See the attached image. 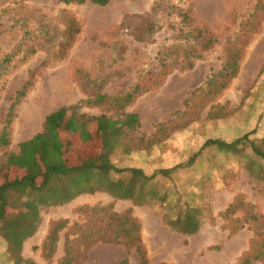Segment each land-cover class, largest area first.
I'll list each match as a JSON object with an SVG mask.
<instances>
[{
  "label": "rangeland",
  "instance_id": "obj_1",
  "mask_svg": "<svg viewBox=\"0 0 264 264\" xmlns=\"http://www.w3.org/2000/svg\"><path fill=\"white\" fill-rule=\"evenodd\" d=\"M154 3L150 11L135 13L124 12L129 0H111L107 6L0 0V59L14 53L0 76V127L16 92L30 83L14 109L10 144L0 149V183L30 172L39 184L52 162L70 166L109 158L118 168L138 167L147 176L172 169L167 178L158 175L147 187L166 192L168 203L136 205L132 199L113 197L93 180V192L61 203L70 191L65 186L56 192L57 184H51V194H12L5 210L0 207V226L13 228L25 220L34 234L38 227L65 220L58 234L67 241L73 264H105V250L112 264H140L133 249L97 242L112 238L118 228L116 222L106 224L109 214L130 209L140 227L146 264H239L245 257L249 264H264V0L251 2L244 13L237 10L242 6H234L227 22L210 28L213 44L206 34L197 40L192 34L191 0ZM259 29L261 63L241 70L245 48L258 46ZM68 35L74 36L69 46ZM206 44L210 48L200 59L185 58ZM189 62L193 68L179 70ZM227 63L236 64L231 79L219 75ZM211 78L216 83L209 87ZM136 85L142 93L128 103L127 94ZM57 90L64 99L54 97ZM98 93L108 97L100 106L92 103ZM41 101L47 104L39 107ZM61 107L76 110L67 111L60 127H47L24 156L20 144L41 134L45 117ZM121 109L138 114L139 129L128 139L119 131L115 139L121 145L111 152L117 143L111 139V146L106 144L94 117L116 120ZM208 139L240 141L232 150L201 149ZM186 207L195 208L201 222L190 235L167 225ZM31 236L22 243L25 255L35 257V264H60L65 243L60 258L53 257L55 252L47 258ZM5 246L0 239V264H15Z\"/></svg>",
  "mask_w": 264,
  "mask_h": 264
},
{
  "label": "trees",
  "instance_id": "obj_2",
  "mask_svg": "<svg viewBox=\"0 0 264 264\" xmlns=\"http://www.w3.org/2000/svg\"><path fill=\"white\" fill-rule=\"evenodd\" d=\"M57 1L65 4L68 3L82 4L88 1L97 6H106L110 0H57ZM154 6L155 3L153 4L152 8H154ZM187 12H188V8H186L185 11H183V14H181V17L183 19H186ZM190 21H191L190 22L191 29L192 28L196 29V31H192L195 40H197L200 36H203V34H206L209 37L211 43L212 44L214 43L215 38L210 33L211 29L208 26H196L194 24V20L192 17ZM70 36L71 35L66 36L65 43L67 46H69L74 40V36L72 37ZM203 48H201L198 52L196 49H192L191 53L188 52L185 54L186 55L185 58L195 59V60L200 59L202 57L203 51L209 49L210 45L206 44ZM13 56L14 53H10L1 57L0 76L6 71L7 66L12 60ZM193 67H194V63L189 62L187 65L179 67V70L184 71L186 69H191ZM162 69L163 70L161 71L167 73V70L165 68ZM235 73H236V64L233 63L231 65L230 64L228 65L227 63L222 68L221 72H219V75L224 78L229 77V79H231L234 77ZM213 79L214 78H211V80L208 81L207 85L209 87L213 86L214 83H216ZM29 84H30L29 82L23 84L20 90L16 92L15 99L10 104L4 123L0 127V149L2 150L7 149V147L10 144L11 124H12V118L14 116V109L17 101H19V99L24 96L27 86ZM141 93L142 90H140L139 85L133 87L131 91L127 94L128 97L130 98L128 103L130 102L133 96L136 97ZM106 99H108L106 95L98 93L95 95V100H93L92 103L100 106V102ZM111 102L116 103V99L115 100L112 99ZM74 107L77 109L78 106H74ZM74 107H61L55 110L54 112L48 114L43 122V125L45 127L44 131L41 134L34 136L30 140L20 144L21 152L24 154V156H25V151L29 147H31L34 144H39V142L42 140V137H44V135L46 134V130L48 129L47 127L50 126L60 127L64 123L67 111L69 109H75ZM118 117L119 119L116 120H112L106 117L105 115L94 117V120L96 122V130L98 134L106 142V144H108V146H111L110 144L111 139H114L115 143H117L110 148L111 152H113L114 149H116L121 145V141L115 139L119 137L120 135L119 131H121V133L123 131L121 135L124 136L123 138L128 139L130 135L136 133L139 129L138 126L139 118L137 114L132 112H126L125 110L121 109L118 114ZM239 141L240 139H237L235 141L227 143L219 139H214V140L208 139L203 143L201 149L207 146H215L219 150H229V149L232 150L238 144ZM30 149L31 148L27 150L28 155ZM108 155H110L109 152ZM197 155L198 152L187 160V164L188 165L193 164ZM31 157H33V154L31 155ZM53 160H55V158H53ZM171 171L172 169H159L156 172L152 173L150 176H147L143 172V170L138 167L118 168L113 164V162H111L109 158H107V160L103 162L81 161L75 165H70V166H63L61 163L52 162L49 165H47L45 170L43 171L42 179L39 184L36 183L35 175L30 172H27L18 179L1 182L0 207L1 209L5 210V208L8 206V201L12 194L22 195L28 190L36 191V192L47 191L51 194L54 191V188L51 187L53 185L51 184L54 185L57 184L55 186L56 192L61 191L62 189L65 188V186H66L65 190L70 191L69 192L70 196H68V198L66 199L62 198L61 200H59V202L64 203L70 198L80 193L86 191L93 192L95 187L90 185L92 182L91 180H93L95 183H99L102 186L103 190L108 192L113 197L119 199H132L136 205H149L153 200H158L161 201L162 203L166 201L168 203L167 200L168 194H166V192L165 193L162 192L161 194H158L152 188L147 189V187L148 184L156 178V176L159 175L161 177L167 178ZM116 173L127 174V177L114 178L113 176ZM53 176L56 177L54 178ZM54 180H56V183L54 182ZM57 180H59V183H57ZM64 181L66 182V184L60 185V182L63 183ZM130 214H131L130 209H127L123 213H115V212L110 213L106 220V224L113 225L112 222H116L118 223V228L115 227L112 238L101 237V239L97 240V242L107 243V244L108 243L119 244L126 247L127 249H133L138 256L139 263L146 264L147 259L145 256V252L139 234L140 227L139 224L131 217ZM195 214H196L195 208L186 207L182 209V211H180L174 219L167 221V225L170 227L171 230L176 231L178 233H182L186 235L193 234L197 232L201 224L199 219L196 218L197 216ZM1 216L2 215H0V218ZM28 223L30 224L29 221L21 220L20 223L13 228L0 226V239L2 240L3 244L6 245L5 252H7L8 249V254H11L13 256V260L15 261V264H35V262L32 259L23 258L21 256V248L23 241L29 238L34 232L33 226L25 227L26 224L28 225ZM66 225L67 222L65 220H57L53 222L52 225H49L48 234L41 246V250L47 252V254H45L47 258L52 257L54 252L56 251L57 242L59 240L58 233L61 230H63L66 227ZM24 230L26 231V233L23 232ZM64 243H65V247H64ZM92 244L94 243L89 244L87 248H90ZM63 247L65 249L64 256L61 259L60 264H73V261L69 256L68 243L66 240L63 241ZM122 264H126V261H123ZM239 264H249L248 257L242 259Z\"/></svg>",
  "mask_w": 264,
  "mask_h": 264
},
{
  "label": "crops",
  "instance_id": "obj_3",
  "mask_svg": "<svg viewBox=\"0 0 264 264\" xmlns=\"http://www.w3.org/2000/svg\"><path fill=\"white\" fill-rule=\"evenodd\" d=\"M110 1L107 5L110 4ZM253 1L255 2V0H191L193 5L194 24L196 26H208L209 28H218L221 24L227 22L230 14L234 12V6H242L241 8L237 7V10L240 13H244L247 11V6ZM154 2L155 0H129V3H131L130 8H125L124 12L130 11L135 13H144L150 11ZM256 42L258 45L257 47L255 46V44H253L245 48L243 58L240 64L241 70H244L246 68L249 69L250 66L248 65V63H261V29H259V34ZM48 230L49 225H47L46 227H38L35 233L31 236V238H33L35 242L39 245L40 250L42 243L46 239ZM25 251L26 249L22 247L21 256L23 258H32L33 260H35V257H31L27 254L25 255ZM104 252L105 254L103 255V260L105 264H112V262H114V260L112 259V255H110L109 251L107 250H105ZM62 254L63 241L59 236L55 255L53 257L60 258Z\"/></svg>",
  "mask_w": 264,
  "mask_h": 264
},
{
  "label": "bare ground",
  "instance_id": "obj_4",
  "mask_svg": "<svg viewBox=\"0 0 264 264\" xmlns=\"http://www.w3.org/2000/svg\"><path fill=\"white\" fill-rule=\"evenodd\" d=\"M53 95H54V97L55 98H59V99H64L65 97V95L63 94V93H61V92H58V90L57 91H54L53 92ZM52 98V97H51ZM53 99V98H52ZM47 103H46V101H41L40 102V104H39V107H41V106H44V105H46ZM42 109V108H41Z\"/></svg>",
  "mask_w": 264,
  "mask_h": 264
},
{
  "label": "built area",
  "instance_id": "obj_5",
  "mask_svg": "<svg viewBox=\"0 0 264 264\" xmlns=\"http://www.w3.org/2000/svg\"><path fill=\"white\" fill-rule=\"evenodd\" d=\"M176 2L181 5L184 2V0H176Z\"/></svg>",
  "mask_w": 264,
  "mask_h": 264
}]
</instances>
